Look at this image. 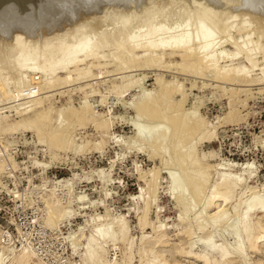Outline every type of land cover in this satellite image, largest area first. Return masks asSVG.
<instances>
[{
	"label": "bare ground",
	"instance_id": "6f19581e",
	"mask_svg": "<svg viewBox=\"0 0 264 264\" xmlns=\"http://www.w3.org/2000/svg\"><path fill=\"white\" fill-rule=\"evenodd\" d=\"M234 30L237 31L236 35L231 34ZM223 42H230L232 48H224L221 45ZM173 55L178 57L176 65L180 68L184 66L186 68L187 66V69L189 68L190 70L191 68L190 71L193 69L194 73H200L201 70L207 69L211 72L212 77L215 76L216 79L228 82L238 81V83L240 81L241 84L242 82L250 83L253 81L252 76L250 77L249 75L248 67L251 69L258 66L259 68V65L262 64V67H260L262 69V78L260 80H264V0H0V102H9L19 96L31 93H40L42 95L45 93L46 95V92H43L46 89L49 92L52 87L65 85L73 81L77 82L82 79L86 80L91 75L93 76L92 69L94 67L100 68L112 64L117 72L120 73L123 70H134L144 66H158L165 60L166 56L170 60ZM240 57H243L248 62V66L239 61ZM226 60L237 62L229 66H222L221 62ZM167 63L169 62L164 63L166 68L170 65ZM164 64L162 65L164 66ZM184 70L186 71V69ZM105 73L107 74L108 72ZM131 77L133 76L131 75ZM141 79H127L124 83H119V87L117 84L116 86L120 91L127 92L126 89L129 87L131 89L133 85H141ZM83 80L82 82H84ZM263 80L262 82H264ZM82 82L80 81V83ZM156 82L157 84L159 83L163 90L159 89V92L154 89L148 91L147 94L142 95L143 97L140 101L135 99L139 103L137 102L136 104L134 101L136 104H134V107L137 109L135 112H139V117L143 114V117H141L142 119L145 117L147 119L146 122L152 124L158 119L161 124L149 126L137 121L136 132L134 137H132L134 144L133 146L129 144L130 148H136L139 151L145 150L148 144L151 147V149L148 147L151 151L149 156L156 157V155H160L163 163L167 162L164 159V155L171 154L173 150L172 155L174 157L172 155L173 158L170 157L173 163L171 162L172 165H169L170 168L168 169H178L182 173H180L181 175L178 174V176L170 171L168 190L169 192L171 191V196L174 195V199L179 204H185L183 203L185 200L188 202V205L185 204L186 207L185 209L183 208L181 216H179L181 222L188 223L185 225L187 228H185L183 233L187 239L195 233V230L191 229L194 228L193 224H195L197 231L200 230L201 233L211 228V231H215L219 227H225L228 235L233 238V242L230 241L226 244L224 240L216 239L215 236L201 234V236L198 235L200 238L196 242L200 247H198L199 250H194L192 245L190 248L188 247V250L180 249L182 250V255L194 256L200 264H233L236 260H239L241 264H250L247 261L249 251H257V244L264 242V230H254L250 215L257 211L264 212V197L261 194H249L250 196L248 195V198L245 199L246 201L242 203L237 200L241 196V193H239L235 202L232 203V213L229 214L225 206L231 201L233 190L242 185L246 178L254 175L252 162L233 161L218 163L215 166H203V159L199 157L195 148L196 145L191 137L196 135L199 140L210 139L211 135L208 136V133L205 134L203 131L206 123L201 119L202 117L200 118L194 116L193 113L184 111L186 97L184 98V94H181V85L172 86V82L170 85L165 86L162 81L160 82V77L156 78ZM257 82L259 81L257 80ZM89 84L86 82L84 86ZM94 84L96 83L94 82ZM95 91H97V88ZM158 93L160 94L158 95ZM231 93L233 94V92ZM176 94H180V96L177 98ZM85 98H82V100ZM43 99L42 97L38 98L33 103L28 100L32 103L31 105L25 101V103L13 104V106L11 104V109L15 111L20 106H23L20 112V120L18 122L15 121L16 125H8L5 121L4 108L6 109L7 106L0 108V132H6L7 128L8 131L14 129L16 132V127L18 126L21 127V130L32 128L38 135V143L40 141L43 143L47 138L51 140L54 150L52 154H55L59 148L63 150L64 146H67L65 148L68 150L71 146L68 144L72 140L68 139L70 133L67 137L68 132L63 131L65 123H63L62 119L67 109L72 106L70 105L68 108L62 106V109L55 111L51 107L43 109ZM84 102L85 100H83ZM33 105L39 106L33 109ZM88 107H90L88 104L81 103L78 109L71 110L73 112L70 114L73 115L74 113L75 116L73 121L75 119L76 123L79 121V126L86 124L87 121L94 117L93 111H96V109H89ZM135 108L133 109L135 110ZM32 112L33 114L30 115ZM67 112L66 115L69 113ZM95 123L96 128L103 130H108L111 126L108 120ZM61 126L62 128L60 129ZM71 126H74V124ZM70 128H68L69 131ZM186 138L191 140L188 141L189 139L187 140ZM185 139L188 142L186 144L183 143ZM144 141L147 143L145 142L146 145L143 149L142 144ZM9 144L11 146V143ZM129 145L125 146L128 147ZM82 149L80 147L76 152L82 151ZM12 156L16 159L14 155ZM50 156L56 158L55 155ZM16 160L19 162L24 161V159ZM2 162L3 160L1 161L0 159V170L3 169ZM169 163H165L167 167ZM3 164L5 163L3 162ZM225 165L237 167L241 173L224 172L222 168L223 166L226 167ZM173 166L176 168L173 169ZM211 167L219 170L220 173L210 184L209 168L211 169ZM10 169L11 167L6 168L3 175L11 179L3 178L4 183L7 180L14 181L15 176H17V171L14 170L11 174L6 173ZM106 176L103 172L98 173L101 182L106 180ZM183 179H187L185 182L189 183H186L189 185V190L183 186L185 184V182L182 183ZM157 180L156 177L149 180L146 183L148 185L145 193L140 189L139 195L135 199L143 200L141 215H138L140 227L143 228L149 225L155 236L153 238L154 244L162 245L165 242L164 238L166 237L167 239L165 230L159 222H152L147 219L155 199L154 192H156ZM59 184H61V187H59ZM69 184L70 180H67V178L64 180L61 178V180L53 182L52 189L44 198V205L49 207V211H51L49 216L46 214V225L52 221L54 222L55 218H69L76 214L75 211L70 213L69 211L68 213L65 212L66 210L64 211L62 201L57 197L56 193L57 187H59L62 190L66 189L68 196L71 197L72 184ZM0 186L10 196L15 206L14 209L17 208L18 202L22 208L26 207L28 203L27 196L25 194L18 195L19 189L16 184L14 187L7 186V184L6 186ZM25 187L26 182L24 181L23 188L19 192H23ZM207 188H210L209 193L203 200L201 195ZM252 190L250 193H252ZM82 197L76 198L80 206L84 204L81 201ZM199 198L203 200L201 210L199 211L198 209L197 212H192V216H189L188 212L194 210L196 201ZM241 203L244 204L243 212H238V207H240ZM211 209L213 210L209 213L208 211ZM207 213L211 214L210 219H207V215H209ZM37 214L38 212L35 213V215ZM231 217H235V221L232 223L229 222ZM8 221L14 224L16 233L13 234L6 228L7 226L1 225L4 243L19 247L29 238V244H33L37 253L44 259L42 251L39 252L38 246H35V243L31 240L35 227L30 226L28 230L24 229L25 223L19 222L17 216H14L12 212ZM29 222L34 224V218L31 221L29 220ZM86 224L88 223L86 222ZM17 227L21 229V233H18ZM128 230L124 217L116 220L110 219L106 221L104 219L100 221L86 237L80 228L77 238H86L84 251L81 254L83 264H119L113 258L112 261H105L104 247L109 243L113 245L118 242L130 247ZM15 240H19L20 244H14ZM150 241V239L147 240V242ZM76 243L75 239L72 240V251L77 247ZM151 248L150 250H152ZM4 252L0 248V264H40L39 261L34 262L32 260L33 252L29 247H23L17 253L11 251L8 256H5ZM157 254L143 264H164L167 262L164 261L165 259H161L164 257L162 253H160L161 258L160 256L157 257ZM126 258L129 262L130 256L128 254ZM258 263L262 264L261 261Z\"/></svg>",
	"mask_w": 264,
	"mask_h": 264
},
{
	"label": "rangeland",
	"instance_id": "374dc122",
	"mask_svg": "<svg viewBox=\"0 0 264 264\" xmlns=\"http://www.w3.org/2000/svg\"><path fill=\"white\" fill-rule=\"evenodd\" d=\"M236 32L237 31L234 30L231 34L236 35ZM221 45L224 48H232L230 42H223ZM177 59L178 57L176 55H173V58L170 60L169 57L166 56L165 60L158 64V66H144V69L135 68L134 70H118L120 73L117 72L112 64L100 68L94 67L92 69L94 75L86 78V80L82 79L84 82L78 80L79 82L73 81L74 83L69 82L65 85H58L60 87H52L53 89L50 88L49 92L47 91L48 89H46L43 91L46 92V95L43 93L44 96L40 93H38L39 95L31 93L28 95H22L21 97L19 96L17 97L18 99L16 98L15 100L12 99L10 100L11 102H0L2 105L5 104L3 107H1V105L0 108L7 106L6 109L8 111L4 108V114L6 115L4 116L8 125H14L15 121L18 122L20 120V112L22 111L21 108H23V106H20V108H17V111H15L14 109H11V104L13 106V104H19V102L25 103L29 101H32L33 103L34 100L41 97L42 99L44 98L42 103L43 109L51 107L55 111L62 109V106L68 108L71 105L72 107L74 106L73 109L76 110L81 103L88 104L90 106L88 107L89 109H96V111H93V119H90L86 124H81L80 126L79 121L78 123L75 122L76 119L73 121L75 117L74 113L73 115L70 114L74 111L72 107L67 109L68 112L71 110L73 111L69 113L66 111L68 116L65 112V120L62 117L65 127L62 126L65 128L63 131L68 132L67 137L70 133L68 139L72 140V144L69 143L68 145H71V149L69 148L67 150L65 148L67 146H64L63 150H60V148L59 150L57 149L55 154H52L54 153V150L52 148L51 140L47 138L43 143L42 141L38 143V135H36V131L32 128H29V130H21V127L18 126L16 127V132L14 129L10 130V132L8 131V128L6 132H0V159L5 163L3 164L2 162L3 169L0 170V185L6 186L7 184V186L14 187L16 184L18 189L22 190L23 182L25 181L26 187L23 189V192H19L18 190V195L21 196L22 194H25L28 199L26 207L22 208V206H16L17 208L14 209L15 206L10 199V196L5 190H3L4 188L0 186V226H7L6 228H8L13 234L16 233L14 224L8 221L11 212L14 216H20L19 221L25 223L24 229L28 230L30 226H34L35 230L31 240L35 243V246H38L39 252L42 251L45 260L37 253L33 244H29V238H27L19 247L5 244L3 241V230L0 227V248L5 251V256H8V253H11V251L17 253L23 247H29L33 252L32 260L34 262L39 261L40 264H83L81 261V254L84 251L86 238H77L78 230L81 228L86 237L100 221H103L104 219L106 221L110 219L116 220L120 217H124L127 222L129 228V245L131 248L128 245L127 248L126 245L121 242L113 245L109 243L104 247L105 261L116 259L119 264H129V262L130 264H143L149 258L151 259L152 257H155L158 253L157 257L160 256L161 258L164 256L161 259H165V262L167 261L164 264H200L194 256L188 257L182 255L181 251L188 250L192 245L194 250H199L200 247L196 242L201 234H210L209 236H215L216 239L224 240L226 244L230 241L233 242V238L228 235L225 227H219L220 230L217 229L218 231L216 229L215 231H211V228L204 233H201L200 230L197 231L195 224H193L194 228L191 229L195 230V233L194 235L192 234V238L190 237L187 239L183 234L185 228H187L185 225L188 223L181 222L179 216H181L180 214H182L181 212L185 209L186 205H188V202L185 200L186 202L184 201L183 203L186 205L183 204L184 206L179 204V202L174 199V195L171 196V191L169 192L168 190L170 171L176 175H181L180 173H182V171L179 172L178 169H174L176 168L175 166H173L174 170L168 169L170 168L169 165L171 166L173 163L171 160L174 157L172 155L173 150L171 151L172 153L170 152L171 154H165V158L163 157L167 161L165 162L166 164L170 162L167 167L166 164L163 163V159L160 155H156V157L149 156V153H151V147L148 144V146L146 145V141L142 144L143 149L146 145L147 149L145 150L139 151L136 148H130V145L132 144L133 146L134 144L132 137H134V133L136 132L137 121L138 123L141 122V124L149 126L161 124L158 122V119L152 124L146 122L147 119L145 117L142 119L143 114L141 115L142 117H139V112H135L137 109L134 106L145 94H147L148 91L152 89L158 92L159 89L163 90L159 83L157 84L156 82L157 77H160V82L162 81V84L165 86H168V84L170 85L172 82V86L181 85V94H184V98L186 97L184 111L193 113L194 116L202 117L201 119L206 123L203 131L205 134L208 133V136L211 135V138L206 140H199L196 135L191 137L196 145L195 148L199 157L203 159V166H215L218 163H229L233 161L252 162L254 175L250 178H246L242 185L233 190V197L228 205L225 206L226 211L230 214L233 211L232 203L235 202L239 193H241V196L240 199L237 198V200H240L242 203L246 201L245 199L248 198L249 194H261L264 197V192H262L264 190V82H262L263 79L260 80L262 78V69L260 68L262 67V64L259 65L260 69L258 66L255 68L253 67L254 69L248 67L249 75L250 77L252 76L251 78H253V81L250 83L242 82L241 84L240 81L239 83L238 81H235V83L234 81L228 82L216 79L214 75L215 78L212 77L211 72L207 69H203L204 71L201 70L200 73H194L195 71H193V69L190 71L191 68L189 70V68L187 69V66L186 68L185 66L180 68L176 65L178 63ZM239 59L244 65L248 66V62L243 57H240ZM166 62H169L167 64H170L168 65L170 68H166ZM236 62L237 61L226 60L221 62V65L229 66ZM162 64H164V66ZM183 68L186 69V71ZM104 71L108 73L106 74ZM131 75L133 77H131ZM124 77L134 80L135 78L141 79L142 77L140 82L141 85H133L131 89L130 87L128 88L129 90L126 89L127 92H124L123 90H121V92L118 88V84H122L127 80ZM257 80L259 82H257ZM80 81L84 84H86V82L87 84L90 83L93 86L91 85V87L90 84L84 86ZM94 82L96 84H94ZM114 85L115 87L112 88ZM79 86L80 88L82 86V88L80 89ZM96 88L97 91L99 90L98 93L95 91ZM90 89L91 91H89ZM231 92H233V94ZM159 94L160 93H158V95ZM45 96L48 97L45 98ZM86 96L87 98H85ZM139 96L140 98H138ZM179 96L180 94H176L177 98ZM82 98H85L83 100H85L86 103H83ZM103 98L104 100H102ZM135 99L139 100L136 101ZM32 103L29 102L27 104L31 105ZM37 106L33 105V109H36L35 107ZM133 108H135V110ZM32 114L33 112L30 113V115ZM105 120H108L111 123L108 130L95 127V122L98 123ZM68 122L69 124H67ZM73 124L74 126H71ZM69 127H73L72 131L71 128L70 131L68 130ZM186 139H189L188 141L191 140L190 138ZM186 139L183 141L185 144L188 143ZM7 143H11V146ZM125 145H129V148ZM3 146H6L7 148H4ZM78 146L84 149L78 151L80 153L76 152L77 149L79 150L80 148H77ZM176 151L179 152L178 150ZM175 153L174 155L176 156ZM5 154L8 155L5 156ZM12 155H14L16 159H24V161L19 162ZM50 155H55L56 158H53ZM170 157L172 158L170 159ZM11 161L13 163L15 162L14 165L16 168ZM11 164L13 165V168ZM225 166L227 168L224 166L222 168L224 172L232 174L241 173L237 167L230 165ZM8 167H11V169L6 171V173L11 174L14 170L17 171V176H15L14 181L7 180L5 181L6 183H4L2 179L9 178L6 177V175H3ZM180 170L182 169L180 168ZM100 172L107 175L104 182H101L98 177V173ZM218 173H220V171L215 170L214 167H211V169L209 168L210 184L219 175ZM153 177H156V180L158 178V183H156V192H154L155 199L151 205L147 219L152 222H159L165 230L167 239L166 237L164 238L165 242L162 243V245L154 244L153 238L155 236L149 225H146L143 228L140 227L138 215H141L143 200L135 199V197L139 195L138 192H140V189L145 193V189L148 185L146 183ZM61 178L63 180L66 178L67 180H70V184H72L71 197L68 196L66 189L62 190V188H59L61 187V184L57 187V197L62 201V208L64 211L66 210L65 212L68 213L69 211L70 213L75 211L76 214L69 218L56 219L54 217L55 220L53 218V224L51 222L46 225L45 219L47 218V215H50L49 213L51 211H49V207L44 205V198L52 189L53 182L55 183V181L61 180ZM186 180L187 179L182 183ZM186 183L187 182H185L183 186L189 190V185H187L189 183ZM210 188H207L205 192H202L203 194L201 193V198L203 200L208 195ZM251 190L252 193L254 191L253 194L250 193ZM78 197H82L81 201L84 203L82 206L76 201V198ZM201 198L197 199L194 210L188 212L189 216L193 215L192 212H197L198 209L199 211L201 210L203 202ZM242 203L240 207H238V212H243L244 204ZM18 205H20L19 202ZM212 210L213 209L208 212L211 213ZM36 212H38L37 215H35ZM107 214L108 216H106ZM210 215L211 214L207 215V219ZM33 218L34 224H31L29 220L31 221ZM99 219L100 221H98ZM250 219L255 231L264 230V212H253L250 215ZM11 221L14 222L12 219ZM85 221L88 224H86ZM234 221L235 217H231L229 222L232 223ZM17 231L18 233H21L19 227H17ZM74 239L77 241V247L72 251L71 242ZM149 239L151 241L147 242ZM78 240L80 241L78 242ZM14 244L19 245V240H15ZM257 246V251H249L247 255V261L250 262V264H259V261L264 264V242L260 244L258 243ZM150 248L152 250H150ZM160 253H162V256ZM127 254L130 256L129 262L126 258ZM238 261L239 260H236L233 264H241V262Z\"/></svg>",
	"mask_w": 264,
	"mask_h": 264
},
{
	"label": "built area",
	"instance_id": "2783aa9c",
	"mask_svg": "<svg viewBox=\"0 0 264 264\" xmlns=\"http://www.w3.org/2000/svg\"><path fill=\"white\" fill-rule=\"evenodd\" d=\"M18 206H20V205H18ZM17 218H18V221H19V220H20V216H18ZM19 222H20V221H19Z\"/></svg>",
	"mask_w": 264,
	"mask_h": 264
}]
</instances>
